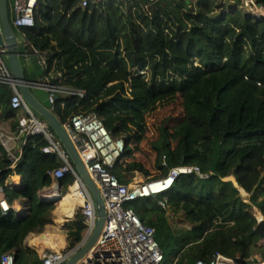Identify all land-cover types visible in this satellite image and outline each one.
I'll return each instance as SVG.
<instances>
[{
    "label": "trees",
    "instance_id": "obj_1",
    "mask_svg": "<svg viewBox=\"0 0 264 264\" xmlns=\"http://www.w3.org/2000/svg\"><path fill=\"white\" fill-rule=\"evenodd\" d=\"M232 1L234 9L217 0H196L191 8L184 0H100L87 8L80 0H39L35 26L19 31L28 43L22 52L46 54L43 79L84 95L56 99L52 110L64 126L96 114L115 139H124L116 122L134 114L142 133L134 143L126 135L124 161L110 169L123 185L143 171L126 159L131 144L144 140L148 106L182 98L183 112L169 116L152 143L160 177L197 166L208 179H175L166 193L168 210L152 197L128 205L155 229L162 264L209 262L218 253L247 262L261 249L253 232L256 216L264 218V16L248 14L243 0ZM252 1L264 9V0ZM12 97L9 86L0 88L1 117L16 118ZM25 141L14 167L0 142V188L11 207L22 202L27 208L22 216L0 207V259L14 253L16 264H41L25 241L52 223L56 205L42 201L41 193L64 163L44 153L50 146L45 136ZM14 177L21 178L19 186L12 185ZM75 181L73 174L60 180L63 194ZM66 228L72 251L86 234L81 211Z\"/></svg>",
    "mask_w": 264,
    "mask_h": 264
},
{
    "label": "built area",
    "instance_id": "obj_2",
    "mask_svg": "<svg viewBox=\"0 0 264 264\" xmlns=\"http://www.w3.org/2000/svg\"><path fill=\"white\" fill-rule=\"evenodd\" d=\"M80 1L81 7L87 8L92 3L100 0ZM150 1L155 2L157 0ZM243 1V7L245 8H260L252 0ZM8 2L10 20L16 33L23 28L35 26V12L39 0H8ZM0 35L4 37L1 21ZM20 44L21 47L28 45L25 39ZM6 53V46H0V88L9 86L13 91L11 106L18 113L17 120L20 135L28 138L35 135H43L47 138L50 146L44 149V153L57 155L64 163L62 167L50 173L54 181H60L67 174L75 176V184H77L79 197L83 203L79 210L85 218L87 227L85 236L87 234L91 235L97 223L94 201L84 188L82 181L76 176L69 158L61 149V146L55 142L48 125L30 109L19 92L16 81L9 69ZM25 57L37 58L43 70L46 71V54L33 50L31 53L27 52ZM32 87L46 90L49 93V101L52 106L58 96H84L82 92L73 93L54 86L50 84L47 78L43 79L40 85H32ZM64 127L73 142H81L80 157L90 177L101 191L107 212L104 230L97 243L86 257L77 264H162L164 262V254L155 239V229L146 226L128 205L139 199L152 197L159 200L158 204L160 207L168 210L166 193L172 188L175 179L182 175L195 174L199 179L206 180L208 176L203 174L197 166H182L171 169L165 179L161 178L145 184L123 185L110 172V169L124 161L128 147L126 140L115 139L113 133L106 128L103 120L96 114L76 116L71 120L70 124ZM5 139V136L0 132V141L7 147V140ZM25 144L26 141L24 142ZM20 155L11 154L13 167L18 163ZM166 179L172 181L168 187L163 186L167 182ZM47 197H50V195H41L42 201H52ZM0 207L5 213L12 210V207L5 199L4 192L1 190ZM73 252V250L46 249L40 257L41 264H65ZM16 263L14 253L4 254L0 259V264ZM197 264H264V258L242 262L218 253L211 261H200Z\"/></svg>",
    "mask_w": 264,
    "mask_h": 264
},
{
    "label": "water",
    "instance_id": "obj_3",
    "mask_svg": "<svg viewBox=\"0 0 264 264\" xmlns=\"http://www.w3.org/2000/svg\"><path fill=\"white\" fill-rule=\"evenodd\" d=\"M184 1L191 8L192 0ZM0 21L3 27L4 34V37L0 35V46L5 45L7 48L6 57L9 69L16 81L19 92L21 93L30 109L48 125L54 136L62 144L65 154L74 167L76 176L82 181L84 188L89 192L94 201L97 215L95 230L91 235L87 234L84 237L82 243L73 250L74 252L65 263L77 264L79 261L86 257L91 249H93L94 245L97 243L104 230L107 217L106 206H104L105 202L100 189L90 177L80 157L79 150L82 149L81 142H73L71 140L69 133H67L64 125L54 114L52 110L53 106L49 101V93L44 89H37L32 87V85H40V83H42L44 70L37 58L25 57V54L21 51L20 41L17 37L16 30L13 28L10 20L8 0H0ZM23 138L27 139L28 137L23 136ZM54 187H57L58 189L54 192L49 189L44 190L42 196L51 193H57L58 195H60L59 198L53 199L52 202L58 203L60 198L64 196L60 194V181H54ZM65 228L66 224H64V229ZM253 235L258 236L260 242H264V219L258 222ZM28 248L33 249L30 246H28ZM69 249H67V251H69ZM19 258L20 257L16 255L15 261L18 262Z\"/></svg>",
    "mask_w": 264,
    "mask_h": 264
},
{
    "label": "rangeland",
    "instance_id": "obj_4",
    "mask_svg": "<svg viewBox=\"0 0 264 264\" xmlns=\"http://www.w3.org/2000/svg\"><path fill=\"white\" fill-rule=\"evenodd\" d=\"M196 2V1H194ZM228 4V2H226ZM235 5V4H234ZM225 7H228V5H225ZM229 9H234V6L228 7ZM245 11L248 14H252L254 17L259 18L261 16H264V9L262 8H249L246 7L244 8ZM17 37L22 43L24 41V37L22 34L17 32ZM21 49H23L21 47ZM24 59V58H22ZM182 98L180 96H174V97H167L163 98V100H159L150 106H148L147 113L145 115V124L147 128V132L145 134L144 140L140 144H131V149L132 151V156L128 157L126 160L128 162H136L141 164L143 171L142 172H136L134 174V177L130 179L131 184L130 185H136V184H145L151 181H155L158 179H161L160 177L162 175V171L159 170L157 167V156L155 151L152 149V143L156 142L160 136V129L164 125V121L169 117V116H178L180 113L183 112V107H182ZM134 114L130 113L129 115H123L121 116L116 123H118L121 128L123 129V136L122 138H126L130 136L133 137L132 141L133 143L135 142V138L138 135V133H142L141 129H138V127L135 125L133 121ZM140 128V127H139ZM229 181H234V179H229ZM19 181L14 182V184H18ZM235 182V181H234ZM74 187L71 186V188ZM67 193H64L63 195H67L70 190L69 188L66 190ZM243 196L248 199V195L243 193ZM63 199V198H62ZM58 201V203L55 202L56 205V210L54 211L53 214V219L52 223L47 225L42 232L36 233V234H31L25 241L26 246H30L29 244V239L32 237H41L43 238V235L47 239H55L57 235H62L66 239V234L63 231V227L61 224L58 223V211L61 209V200ZM80 210L76 211V214H78ZM75 214V215H76ZM74 215V217H75ZM257 218V223L260 220H263L264 218L260 217L258 214L256 216ZM59 224V225H58ZM64 224V223H63ZM56 236H52V235ZM70 245V243H69ZM259 246L261 249L256 250V253L253 257L252 260H257V259H263V251L264 249V242H260ZM31 247V246H30ZM33 248V247H32ZM50 249V248H46ZM39 251L38 249L33 248L32 250L36 251L37 254L41 257L42 253L44 250ZM24 261V259L21 260V263Z\"/></svg>",
    "mask_w": 264,
    "mask_h": 264
},
{
    "label": "crops",
    "instance_id": "obj_5",
    "mask_svg": "<svg viewBox=\"0 0 264 264\" xmlns=\"http://www.w3.org/2000/svg\"><path fill=\"white\" fill-rule=\"evenodd\" d=\"M226 2H228V4ZM194 3L195 2L192 1V6H193ZM216 4H217V6H219V5H224V6L225 5H228V7L235 6L234 5L235 2H233L232 0H217ZM23 53L26 54L27 52L24 51ZM44 74H45V71H44ZM42 80H43V77H42ZM17 115H18V113L16 112V118H17ZM16 118H14V117L13 118L12 117L11 118H4V117H1L0 116V132L5 136V138H6L5 140H7L6 141L7 142V147L4 146L3 142H1V141L0 142L3 145L4 149L10 155L11 154L20 155L21 152H22V148L24 146V142L26 140V138H23V136L20 135L19 125L16 124ZM0 156H1V154H0ZM16 181H19L18 183L21 184V178L20 177H18V178L17 177H14V178L11 179V182H13L12 185L17 186V185L14 184V182H16ZM74 186L77 187V184H74ZM48 189L49 190H52V192H54L58 188L57 187H54V183H53V185L51 187L46 188L45 190H48ZM77 189H78V187H77ZM0 190L3 191L2 188H0ZM69 190H71V187L69 188ZM42 193H41V195H42ZM53 194L54 193H51V194H48V195H45V196H49V195H53ZM60 194L63 195L62 189H60ZM60 204H61V202H60ZM82 205H83V203L78 207V209H80L82 207ZM78 209L76 211H78ZM12 210H14V212L16 214L19 213V215H22V216L23 215H26V213H27V208H26V206L22 202H16L15 204H13ZM57 214H58V223H60L59 222L60 221L59 220V213H57ZM75 214H76V212L74 213V215ZM74 215L72 217H70V218L63 217V219L61 220L62 221L61 225L64 223L67 226L68 223L71 220L74 219ZM64 224H63V231L66 234V239H65V241H66V248L61 249V250H67L70 247V245H69V239H68V236H67V228L64 229ZM49 235H52V234H49ZM52 236H56V235H52ZM57 236H59V235H57ZM49 250H51V249H49Z\"/></svg>",
    "mask_w": 264,
    "mask_h": 264
},
{
    "label": "bare ground",
    "instance_id": "obj_6",
    "mask_svg": "<svg viewBox=\"0 0 264 264\" xmlns=\"http://www.w3.org/2000/svg\"><path fill=\"white\" fill-rule=\"evenodd\" d=\"M166 183L163 184V186L168 187L171 184L170 179H166ZM19 185V183L17 184ZM162 186V187H163ZM161 188V187H160ZM60 195L54 193L53 195H50V197H47L51 200L59 198ZM64 198V199H62ZM61 200V209L58 211L59 213V224L62 223L63 217H72L78 207L82 204V200L79 197V191L76 186L72 187L70 192L63 196ZM261 217V216H260ZM63 227V224H62ZM29 244L31 247L38 249L39 251L50 248L55 250H61L66 248V241L65 238L62 235H59L55 237V239H47L44 235L43 238L41 237H32L29 239Z\"/></svg>",
    "mask_w": 264,
    "mask_h": 264
},
{
    "label": "clouds",
    "instance_id": "obj_7",
    "mask_svg": "<svg viewBox=\"0 0 264 264\" xmlns=\"http://www.w3.org/2000/svg\"><path fill=\"white\" fill-rule=\"evenodd\" d=\"M50 202H52V201H50Z\"/></svg>",
    "mask_w": 264,
    "mask_h": 264
}]
</instances>
